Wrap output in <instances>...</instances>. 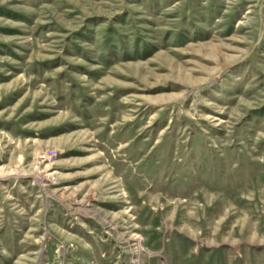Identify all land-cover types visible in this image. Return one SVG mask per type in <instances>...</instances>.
<instances>
[{"label":"rangeland","instance_id":"rangeland-1","mask_svg":"<svg viewBox=\"0 0 264 264\" xmlns=\"http://www.w3.org/2000/svg\"><path fill=\"white\" fill-rule=\"evenodd\" d=\"M3 178L1 264H264V0H0Z\"/></svg>","mask_w":264,"mask_h":264},{"label":"crops","instance_id":"crops-1","mask_svg":"<svg viewBox=\"0 0 264 264\" xmlns=\"http://www.w3.org/2000/svg\"><path fill=\"white\" fill-rule=\"evenodd\" d=\"M20 194H23L22 191H20ZM12 200L13 197L8 191H6V188L4 187V178L0 179V232L6 231L8 229H14V226L10 224L13 222L17 231L23 230V209L22 207H20L19 209L14 210L13 206H16V204L14 205V203H12ZM13 211L16 214L15 218H13ZM17 255L19 256L18 253H9L6 252L5 248H2V250L0 251V264L5 261H13L15 259L14 256Z\"/></svg>","mask_w":264,"mask_h":264}]
</instances>
